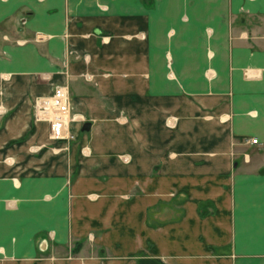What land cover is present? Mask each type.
Wrapping results in <instances>:
<instances>
[{"label":"crops","instance_id":"obj_1","mask_svg":"<svg viewBox=\"0 0 264 264\" xmlns=\"http://www.w3.org/2000/svg\"><path fill=\"white\" fill-rule=\"evenodd\" d=\"M0 264H264V0H0Z\"/></svg>","mask_w":264,"mask_h":264},{"label":"built area","instance_id":"obj_2","mask_svg":"<svg viewBox=\"0 0 264 264\" xmlns=\"http://www.w3.org/2000/svg\"><path fill=\"white\" fill-rule=\"evenodd\" d=\"M35 118L48 123V136L52 140H71L75 138L71 130V123L78 118L73 110V103L70 98L67 84L55 83L52 92L39 95L35 98ZM248 143H257L255 136L244 138Z\"/></svg>","mask_w":264,"mask_h":264},{"label":"water","instance_id":"obj_3","mask_svg":"<svg viewBox=\"0 0 264 264\" xmlns=\"http://www.w3.org/2000/svg\"><path fill=\"white\" fill-rule=\"evenodd\" d=\"M89 125H90V122L89 121H85V122H83L81 129H88Z\"/></svg>","mask_w":264,"mask_h":264},{"label":"rangeland","instance_id":"obj_4","mask_svg":"<svg viewBox=\"0 0 264 264\" xmlns=\"http://www.w3.org/2000/svg\"><path fill=\"white\" fill-rule=\"evenodd\" d=\"M59 83H61V82H59ZM63 83H65V84H67L68 85V83L67 82H63ZM70 98H71V96H70ZM74 109V108H73ZM75 111V110H74ZM71 130L73 129V127H72V124H71ZM67 143H69V140L68 141H66ZM166 210H168V209H166Z\"/></svg>","mask_w":264,"mask_h":264}]
</instances>
